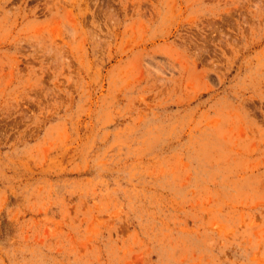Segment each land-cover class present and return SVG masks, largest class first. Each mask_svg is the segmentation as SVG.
Returning a JSON list of instances; mask_svg holds the SVG:
<instances>
[{
  "label": "rangeland",
  "instance_id": "rangeland-1",
  "mask_svg": "<svg viewBox=\"0 0 264 264\" xmlns=\"http://www.w3.org/2000/svg\"><path fill=\"white\" fill-rule=\"evenodd\" d=\"M0 264H264V0H0Z\"/></svg>",
  "mask_w": 264,
  "mask_h": 264
}]
</instances>
